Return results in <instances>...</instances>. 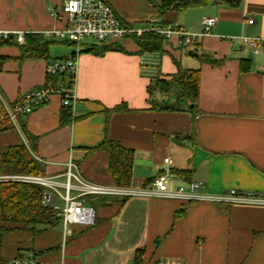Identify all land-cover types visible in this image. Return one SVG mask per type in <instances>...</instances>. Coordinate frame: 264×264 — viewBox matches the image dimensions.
Here are the masks:
<instances>
[{"label": "crops", "instance_id": "1", "mask_svg": "<svg viewBox=\"0 0 264 264\" xmlns=\"http://www.w3.org/2000/svg\"><path fill=\"white\" fill-rule=\"evenodd\" d=\"M65 1L0 0V29L38 36L63 29L51 9L60 11ZM102 1L127 26L147 27L157 19L201 33L203 18L217 23L209 36L189 48L164 40L161 53H141L132 39L118 43L123 51L103 56L86 51L99 44H84L78 56L74 107L69 110L71 124L60 125L68 109L56 95L20 118L15 128H0V168L9 148L25 145L45 167L43 176L61 175L71 159L86 180L114 185L109 156L90 151L109 139L134 151L129 187H146L169 170L186 173L171 180L173 189L203 182L204 193L233 189L264 193V0H207L184 12L164 14L159 12L163 0ZM242 38L259 40L258 52L253 53ZM44 40L50 43V61L76 52L64 41ZM53 44L64 47L61 57H51ZM0 54L10 58L0 73V97L8 104L46 83L49 61H21L15 46L1 48ZM242 61L248 63L246 72L241 71ZM175 62L182 69L200 71L195 115L151 110L152 100L177 102L176 97L157 92L150 99L148 92L154 81L177 74ZM122 104L130 112L106 114ZM27 133L37 138L35 150ZM7 176L15 175L0 174ZM125 200L108 198L95 208V226L73 227L74 236L65 245L62 224L38 236L8 233L0 264L30 257L42 264H135L140 250L145 252V264H264V207Z\"/></svg>", "mask_w": 264, "mask_h": 264}, {"label": "built area", "instance_id": "2", "mask_svg": "<svg viewBox=\"0 0 264 264\" xmlns=\"http://www.w3.org/2000/svg\"><path fill=\"white\" fill-rule=\"evenodd\" d=\"M52 16L64 24L63 29H51L43 33L46 39H58L75 46V54L66 59L51 60L46 65V83L39 89L23 94L14 104H8L0 97V128H15L22 117L31 115L38 108L49 103L53 96H60L64 108L72 110L75 100V84L78 72V56L84 40L91 39L97 44L119 43L133 36L153 33L177 48H189L200 38L211 34L217 20L202 19V32L194 33L182 26H164L154 19L149 26H127L117 17L113 8L102 0H66L60 11L51 9ZM254 24L253 20L248 22ZM28 33L0 29V43L15 42L26 44ZM245 45L258 52L260 41L242 38ZM41 161L40 159H38ZM169 163V160H165ZM176 175L166 171L146 187H119L116 185L95 184L86 180L78 166L69 160L65 170L58 176L15 175L0 177V183H26L44 190L42 204L51 207L63 226V243L74 236L73 227L92 228L96 224L97 210L83 198H112L125 200L147 198L173 200L184 204L208 203L219 206L264 207V193L227 190L220 194L204 193V183H192L188 188H171L170 182ZM12 264H42L36 258H17Z\"/></svg>", "mask_w": 264, "mask_h": 264}, {"label": "trees", "instance_id": "3", "mask_svg": "<svg viewBox=\"0 0 264 264\" xmlns=\"http://www.w3.org/2000/svg\"><path fill=\"white\" fill-rule=\"evenodd\" d=\"M207 0H163L159 12L164 14L168 11L184 12L188 9L204 5ZM167 26L166 22H162ZM44 36L28 35L26 44L19 46L15 42L7 41L0 43V49L6 46H15L20 50V60L37 59L50 61L49 47L50 43L44 40ZM132 40L138 46L141 53H161L163 52L162 43L164 39L153 33L143 36H133ZM84 46V45H83ZM88 53L103 56L108 52L123 51L118 43L99 44L86 50ZM9 57L0 54V73L4 65L9 61ZM178 67L176 75L168 80H156L148 88L150 99L155 92L170 96L177 93V102L175 104H163L152 100L151 110L156 112H183L188 111L192 114L197 111V103L200 94L201 75L199 70H185L175 62ZM248 70L247 61L241 62V71ZM156 85V87L154 86ZM152 87H155L153 90ZM67 109V108H65ZM130 109L126 104H122L112 110L106 111V114L127 113ZM71 124L69 109L64 111L60 125ZM31 149L35 150L37 138L27 133ZM90 151L104 152L109 156V171L113 178L114 185L119 187H129L133 175L134 151L124 148L120 143L106 139L99 147L90 149ZM176 176L185 177L186 173H176ZM1 175H29L43 176L45 167L40 164L30 153L25 145L11 147L1 157ZM44 190L35 185L26 183H0V219L3 226L0 228V249L3 238L10 232L28 231L34 236L41 235L47 231L54 230L60 226L61 220L51 207H45L42 204ZM94 199V198H93ZM93 207L105 205L108 198H95ZM117 200V199H115ZM126 200L120 201L124 203ZM145 252L140 250L136 256L135 264H145Z\"/></svg>", "mask_w": 264, "mask_h": 264}, {"label": "rangeland", "instance_id": "4", "mask_svg": "<svg viewBox=\"0 0 264 264\" xmlns=\"http://www.w3.org/2000/svg\"><path fill=\"white\" fill-rule=\"evenodd\" d=\"M56 43H59V41H56ZM84 44H93V43H95L93 40H91V39H85L84 40V42H83ZM97 44V43H96ZM64 47L63 46H61V45H52L51 46V49H50V53H51V57H53V58H58V57H61L60 55H61V52H62V50H64L63 49ZM70 49L72 50V48L70 47ZM185 66H187V63H185ZM155 87H156V85H154ZM155 87H152V89L154 90L155 89ZM171 97L170 98H173V97H177V93L176 92H174L173 94H171L170 95ZM172 182V181H171ZM170 182V183H171ZM171 185V184H170ZM82 201H84L86 204H88V205H90V206H93L94 205V203L96 202V199L94 198H83L82 199Z\"/></svg>", "mask_w": 264, "mask_h": 264}]
</instances>
